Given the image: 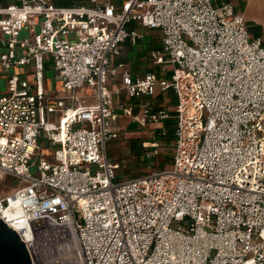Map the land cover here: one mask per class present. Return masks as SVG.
Wrapping results in <instances>:
<instances>
[{"label": "built area", "instance_id": "2783aa9c", "mask_svg": "<svg viewBox=\"0 0 264 264\" xmlns=\"http://www.w3.org/2000/svg\"><path fill=\"white\" fill-rule=\"evenodd\" d=\"M85 1L0 5L1 69L34 73L10 74L0 92V218L33 264H264L263 38L228 0ZM132 22L162 31L151 56L172 76L112 64L143 37ZM46 60L61 83L53 94ZM157 87L174 90L175 114L153 107ZM123 89L136 105H115ZM121 114L162 135L174 118L168 165L118 178L107 146ZM145 146L151 158L162 144ZM7 176L18 183L3 191Z\"/></svg>", "mask_w": 264, "mask_h": 264}, {"label": "rangeland", "instance_id": "374dc122", "mask_svg": "<svg viewBox=\"0 0 264 264\" xmlns=\"http://www.w3.org/2000/svg\"><path fill=\"white\" fill-rule=\"evenodd\" d=\"M27 30H25L26 32ZM146 30L144 29V32ZM144 44H147L151 41V33L144 35L142 38ZM161 67L155 69L157 74L159 75ZM12 73L19 74V76L23 77L24 75L20 72V67H13L10 73H6L1 69L0 66V91L3 93L8 85L10 74ZM55 70L54 68H50L48 70L49 78V87L51 90H55L56 79H55ZM25 77L32 78L34 77V73L30 72L25 74ZM76 93L82 97L89 96L91 93V88L88 86H83L80 89H75ZM156 93L161 95L159 98H168L171 102L169 105L170 109H176L177 107V97L174 90L171 88L167 91H161L160 87H157ZM67 94L66 90L64 91V95ZM153 97L152 100L156 99ZM54 116H58L56 113ZM118 123L120 125V131L118 136L108 142V156L119 162L120 168L117 169L118 178H130L133 176H137L138 174L146 173L151 169H161L164 166L168 165L172 158V152L174 147L173 139L168 138L167 134H160L161 126L158 123H151L147 126H141L139 123H136L132 120L131 116L122 114L119 116ZM154 141H160L161 152L159 155L147 158L144 155V152L147 150L145 145H148V142L152 143ZM146 142V143H144ZM41 149L40 155L42 158H48L50 160H54V148L49 141H40ZM36 158V156H35ZM18 179L12 176H7L4 183L1 185V189L4 191L9 190L12 186L17 185Z\"/></svg>", "mask_w": 264, "mask_h": 264}, {"label": "crops", "instance_id": "0c3cea01", "mask_svg": "<svg viewBox=\"0 0 264 264\" xmlns=\"http://www.w3.org/2000/svg\"><path fill=\"white\" fill-rule=\"evenodd\" d=\"M16 0H0V5H7L9 3H14ZM104 1H110L116 4L118 7L121 5L122 0H104ZM218 1V0H214ZM235 4L236 9L240 12H243L245 15V18L248 23L249 31L252 36L262 37L264 40V0H228ZM39 21V19H37ZM129 28H135L140 33H142L143 37L138 39L137 42H133L130 38L127 39L124 49L122 51V54L118 57H114L112 59V64H116L120 61L125 62L128 67L130 68L132 74L134 76L137 75H143L146 71H155V69L161 67L158 65L155 60L151 56V50L159 48L161 46L162 42V31L160 29H154V28H148L144 25L138 24L136 22H132L129 24ZM144 29L148 33H151V41L147 44H144L142 41V38H144V35L146 34V31L144 32ZM52 68V64L49 60H46L45 63V74H44V84L46 87V90L53 94L55 90H58V88L61 87V83L56 77V87L55 90L50 89L49 85V77L48 76V70ZM172 66L169 65L168 70L163 71L162 68L158 69L160 71L159 76L160 77H167L169 78L172 73L171 70ZM27 70V72H26ZM31 67H26L24 69H20V72L24 71L27 74L30 73ZM22 74V73H21ZM19 75V74H18ZM29 78V77H27ZM31 80L34 79V77L29 78ZM121 77H111L109 81V87L112 89H116L118 86L121 85ZM1 92V91H0ZM157 98L152 100L153 101V107L158 108V106H167L169 108V105L171 102L168 100V98H159L161 95L157 94ZM155 96V97H156ZM115 105L120 107V105H136L138 102L137 97H134L130 95L125 89H123L120 93L116 94L114 97ZM84 102V101H83ZM91 103L90 101L84 102V104ZM170 109V108H169ZM172 111V114H175V109H170ZM135 111H139L137 107H135ZM122 115V114H121ZM129 116V115H128ZM120 126V125H119ZM113 160V159H112ZM116 161V160H114Z\"/></svg>", "mask_w": 264, "mask_h": 264}, {"label": "water", "instance_id": "95a60500", "mask_svg": "<svg viewBox=\"0 0 264 264\" xmlns=\"http://www.w3.org/2000/svg\"><path fill=\"white\" fill-rule=\"evenodd\" d=\"M0 264H33L25 242L1 218Z\"/></svg>", "mask_w": 264, "mask_h": 264}, {"label": "trees", "instance_id": "16d2710c", "mask_svg": "<svg viewBox=\"0 0 264 264\" xmlns=\"http://www.w3.org/2000/svg\"><path fill=\"white\" fill-rule=\"evenodd\" d=\"M54 3L56 5H60V6H79L82 4H86L85 0H54ZM174 118L169 119L166 122V127H167V136L170 139H173L174 141V128L172 125H174Z\"/></svg>", "mask_w": 264, "mask_h": 264}]
</instances>
